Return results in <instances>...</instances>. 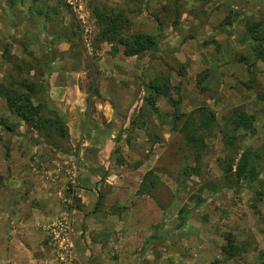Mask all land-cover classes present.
<instances>
[{
  "label": "rangeland",
  "instance_id": "obj_1",
  "mask_svg": "<svg viewBox=\"0 0 264 264\" xmlns=\"http://www.w3.org/2000/svg\"><path fill=\"white\" fill-rule=\"evenodd\" d=\"M123 3L0 0V85L35 84L39 96L46 74H51L47 82H56L60 91L57 106L50 109L69 132V140H64L54 128L27 126L8 110L0 94V190L5 182L14 191L21 188L16 177L11 179L19 167L24 168L22 172L41 173L43 164L51 167L45 172L57 171L68 188L72 168L80 172L86 154H91L100 164L94 208H98L96 214L105 216L107 226L101 236L78 237L83 263L92 264V247H97L98 262L109 260V264H264L262 159L256 163L259 180L252 188L248 183L236 187L232 178L229 183L236 186L220 190V161L229 153L227 137L220 129L233 133L228 122L236 108L243 107L258 119L253 133H236L234 150L238 153L232 154L236 164L243 153H262L264 148V62L256 66L253 53L257 44L253 39H264V0H130L134 12L128 13L120 8ZM104 7L127 16L130 25L126 32L156 37L154 49L137 58L124 57L122 48L114 55L111 46L99 42L100 29L93 14L94 9ZM39 11L44 15L39 16ZM255 25L260 29L251 33ZM211 29L233 43L226 49L233 57L253 64L254 74L247 69L244 76L226 84L231 91L225 93L207 87L206 71L196 77V70L189 67V49L201 55L200 61L205 49L217 51L209 46L214 44ZM204 39L208 42L200 43ZM258 45L264 47V42ZM189 72L194 73L192 77ZM161 74L180 87L182 114L202 108L216 114L218 127L206 140L198 165L175 130L171 103L165 98L155 100L147 92L148 82ZM251 81L252 88L247 89L245 84ZM171 94L178 99L175 91ZM33 103L39 105L37 99ZM186 161L188 172L181 175ZM193 169L197 174H192ZM149 173L157 179L154 194L160 206L151 197L139 195ZM81 201L77 196L76 215L81 209L88 213ZM26 202L21 198L20 210ZM63 205L64 212L67 204ZM182 210L191 211L189 220L185 229L175 231ZM4 216L0 213V264H57L45 235L23 233V226L32 219L27 208L11 224ZM9 225L18 235L9 234ZM77 236L75 233L76 244ZM231 243L238 254L228 260L223 249Z\"/></svg>",
  "mask_w": 264,
  "mask_h": 264
},
{
  "label": "trees",
  "instance_id": "obj_2",
  "mask_svg": "<svg viewBox=\"0 0 264 264\" xmlns=\"http://www.w3.org/2000/svg\"><path fill=\"white\" fill-rule=\"evenodd\" d=\"M19 1L23 2L25 0H13V2ZM36 3V0H32ZM39 16H43V12H38ZM93 14L97 20V25L100 29L99 42L105 43L112 47V53L114 55L120 53V48H122V53L126 58H137L141 55L150 52L154 49L157 44V38L147 34H130L126 32L129 28V19L122 12H116L115 10L109 8H96ZM228 25H232L230 22ZM260 29L259 25L253 26L250 29L251 33H256ZM257 44L253 47V53L255 60L257 62H264V47L258 45V43L264 42L261 36H256L253 39ZM39 65H47L45 62L33 60ZM244 64L248 72L253 75V64L246 62L245 60L240 61ZM51 74H46V79L44 83V90L41 94L37 95V86L35 84L21 83L20 85L13 84V87L9 88L4 85H0V94L5 98L8 110L15 114L22 122L27 126L43 129L48 126L51 129L57 130V134L64 138V140H69L68 129L62 120V118L57 114V112L50 109L47 103V95L49 92V83L47 82ZM198 82V86H200ZM253 81L246 83L245 87L247 89L252 88ZM16 86V87H15ZM175 91L178 99L174 100L172 98V92ZM147 92L149 96H153L155 100L161 98L167 99L175 113H174V123L175 130L178 131L180 135L183 136L188 149L194 154L195 162L198 165L203 158V149L206 147V140L209 138L211 133L218 127L216 114L209 108H202L193 111L189 114H182L180 112L181 99V89L180 87H174L172 84L171 77L168 75H158L154 79L148 82ZM39 101V105H34L33 100ZM151 100V99H150ZM154 105V103H152ZM46 114V115H45ZM255 116L250 115L246 112L243 107L236 108L232 117L229 119L228 126L233 131L226 133L224 132L226 143L228 147V155L222 161H220V168L223 174L222 187L223 189H233L236 187H241L242 184L246 185L248 188H252L258 182V174L256 163L259 159H262V171H264V148L261 152H245L239 163L236 164L235 156L238 152L234 150V145L237 141L236 133L240 130L245 132L253 133L255 130ZM180 126V127H179ZM235 133V134H234ZM227 135V136H226ZM187 161L183 167L181 175H185L188 172ZM193 175L197 174V170L193 169L191 171ZM149 173L145 180L142 182L139 189V195L149 196L154 199L157 204V199L155 198V189L157 188V179ZM152 177L151 183L148 185V179ZM234 178L236 180V185H232L229 181ZM262 185L263 183L260 182ZM191 211H181L180 223L176 227L175 231H180L186 228L189 220ZM161 228V227H160ZM158 230V229H157ZM231 242L230 238L228 239ZM149 241H147L148 243ZM223 253L226 255L228 260H232L238 254L237 250L234 249L232 243L223 249Z\"/></svg>",
  "mask_w": 264,
  "mask_h": 264
},
{
  "label": "crops",
  "instance_id": "obj_3",
  "mask_svg": "<svg viewBox=\"0 0 264 264\" xmlns=\"http://www.w3.org/2000/svg\"><path fill=\"white\" fill-rule=\"evenodd\" d=\"M130 0H122V2H126V5L123 3L120 5V8L124 12H134V8L132 4H129ZM134 2V0H133ZM140 22V20H139ZM137 30V29H136ZM138 31V30H137ZM139 33V32H136ZM145 33V32H143ZM147 34V33H145ZM153 35V34H152ZM194 35V34H193ZM209 35L211 36L212 42L211 47L215 46L217 51H213L211 48L205 49V56L202 58L201 55L194 52V50L189 49V55L188 57L191 58V66L189 65L190 69H193L195 71V76L197 77V74H199L202 71L207 72V87L212 91H218L219 93L222 92H228L231 91L230 87L227 88L226 84H232L233 81H236V77L238 76H244V73L247 72V68L244 64H242L240 61L242 60L240 57L237 59L234 55H231L226 49L228 46L233 45V43L226 42V39H224V36H222V33L218 34V31H214L211 29V32L209 31ZM163 38V35L161 36ZM166 41H163V43ZM193 42V41H192ZM208 41H202L200 43H205ZM186 45L183 46L185 48ZM244 60V59H243ZM262 65L263 62H257L256 66ZM190 76L194 73L189 72ZM195 77V78H196ZM233 80V81H232ZM243 81H245L244 78H242ZM52 83V82H51ZM60 91V89L57 87V83H53L49 85V92L47 95V103L49 107H55L57 106V92ZM54 111V110H53ZM56 112V111H55ZM255 115V113H251ZM258 119L256 118L255 123ZM28 153V152H26ZM10 154V152H9ZM13 155V152L10 154ZM87 158H85V165H82L80 169V187L78 185V192L77 196L80 198L81 204L84 206V208L87 210V212H92L91 214L84 213L83 210L77 212L76 215V226L75 231L77 233V248L79 252L82 255L83 248H82V241L80 238L81 235H88V236H101L103 232L106 230V220L104 219L105 216H100V214H96L98 208H94L97 206L98 203L95 202L96 195L94 192L100 188V183H97L98 175L97 170L100 167V164L97 163V161H94L91 154H86ZM87 162H90V165L87 164ZM26 165V164H23ZM41 165V164H39ZM32 166V164H30ZM43 169L42 172H33L32 170L27 172H22L24 168L19 167L17 169L15 176H13L11 179H15L18 185L21 187L17 191H14L11 189L10 185L5 182L4 187L0 190V197H6L4 200L0 198V205L2 206L0 208V213L5 214V221L12 223V221H15V219H18L16 217L17 214H23L24 211L27 210L31 213L30 218L31 220L27 221L25 225L23 226V233L29 234L33 233H40L45 235L44 228L47 224L52 222L55 218L59 217L63 213V207H64V201L67 196L66 187L62 184V181L60 179V176L57 175V171L52 172L46 171L45 168L50 169V165L43 164L41 165ZM8 168L12 169V165H8ZM27 168V167H26ZM22 172V173H21ZM40 173V176L37 174ZM54 173H56L54 175ZM13 175V174H12ZM10 179V180H11ZM12 180V181H13ZM11 181V182H12ZM14 191V192H13ZM15 194L13 197H10L11 194ZM21 198L27 199L28 202L25 203V207H23L21 210V204L20 200ZM27 204V205H26ZM10 205L12 208L10 209ZM66 208V207H65ZM93 209V211H92ZM91 210V211H90ZM65 212V211H64ZM51 214H54L53 216ZM26 217V216H23ZM34 217V218H33ZM8 232L12 236L18 235L16 232L18 231L16 228H12L10 225L8 226ZM29 230L26 232L25 230ZM85 232V233H84ZM22 233V234H23ZM80 240V241H79ZM90 244V243H89ZM94 250V261L92 264H109V260H107L105 263L98 262L99 259H97L98 255V249L97 247H92ZM89 254V250H88ZM97 259V261H96ZM88 263V262H87ZM50 264H52L50 262Z\"/></svg>",
  "mask_w": 264,
  "mask_h": 264
},
{
  "label": "built area",
  "instance_id": "obj_4",
  "mask_svg": "<svg viewBox=\"0 0 264 264\" xmlns=\"http://www.w3.org/2000/svg\"><path fill=\"white\" fill-rule=\"evenodd\" d=\"M78 10L76 3H72ZM66 211L44 228L46 246L53 251L57 264H85L75 243L76 211L75 200L78 192L79 171L73 167L69 173Z\"/></svg>",
  "mask_w": 264,
  "mask_h": 264
}]
</instances>
